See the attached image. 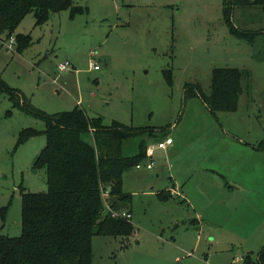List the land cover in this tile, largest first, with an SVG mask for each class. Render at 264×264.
<instances>
[{
    "label": "rangeland",
    "instance_id": "1",
    "mask_svg": "<svg viewBox=\"0 0 264 264\" xmlns=\"http://www.w3.org/2000/svg\"><path fill=\"white\" fill-rule=\"evenodd\" d=\"M72 4L81 9L51 12L40 24L26 12L12 33L29 35L20 50L15 41L7 47L0 33V78L43 112L79 106L105 124L164 126L172 138L169 151L154 152L151 168L132 165L122 172L131 230L93 234L89 264H240L244 254L253 256L264 243V158L236 150L223 135L254 141L264 134V10L232 9L235 25L259 31L249 43L229 32L222 0ZM90 57L97 68L88 66ZM214 66L246 74L236 108L212 114L197 96H184L183 84L196 82L208 91ZM24 127L41 130L43 121L11 106L0 92V234L9 236L21 229L20 190L46 189L44 167L33 164L45 135L17 142ZM136 140L125 143L126 153L135 151ZM218 173L242 190L226 195Z\"/></svg>",
    "mask_w": 264,
    "mask_h": 264
},
{
    "label": "trees",
    "instance_id": "2",
    "mask_svg": "<svg viewBox=\"0 0 264 264\" xmlns=\"http://www.w3.org/2000/svg\"><path fill=\"white\" fill-rule=\"evenodd\" d=\"M257 5L264 10V0H222V18L230 33L252 43L258 30H246L232 20L234 6ZM68 8L80 10L72 0H0V33L13 36L15 49L30 41L27 33H13L20 18L31 11L35 24L44 22L49 13ZM13 41V42H14ZM171 84V71L164 68ZM246 72L238 67L214 66L210 69L208 91L199 83L185 81L184 96H197L210 113L233 110ZM0 92H5L11 106L43 121V128H21L17 142L37 134L45 142L33 164L42 166L46 175L44 191L20 190V233L0 234V264H89L90 238L93 234H126L129 218L110 215V210L129 212V193L122 189V172L145 156L144 137L163 134L164 126H131L115 120L105 124L98 115L89 116L83 108L46 113L35 108L26 96L0 78ZM90 136V140L86 139ZM160 135V134H159ZM160 135V136H161ZM136 138V149L124 151V145ZM253 146L264 150V135ZM106 191V193H105ZM163 190L157 192L159 196ZM107 206L105 207V204ZM4 207H0V216ZM264 261V243L253 256L241 257L240 264Z\"/></svg>",
    "mask_w": 264,
    "mask_h": 264
},
{
    "label": "crops",
    "instance_id": "3",
    "mask_svg": "<svg viewBox=\"0 0 264 264\" xmlns=\"http://www.w3.org/2000/svg\"><path fill=\"white\" fill-rule=\"evenodd\" d=\"M165 132V131H164ZM264 135V134H263ZM262 135V136H263ZM164 136H169L166 132H165V135H163V136H161L160 138H158V139H161V138H163ZM223 136H225V141H228V138L232 141V143L233 144H235L236 146H235V149L236 150H239V151H241V152H244L245 150L248 152V153H250V154H252V155H254V157H258V158H264V150H262V149H257V148H255L254 146H253V143L254 142H256L260 137H262V136H260L259 138H257V139H255L254 141H251V140H246V139H242V138H240L239 136H235L234 134H232V133H229L228 132V134H225V135H223ZM157 139V140H158ZM153 141H155V140H152V141H150V142H148V143H146V145H148V144H150V143H152ZM171 144H172V138H171V141H170V143H168V144H166L165 145V147L164 148H155L154 150H153V153H152V156H151V158H153L154 157V152L156 151H159V154H160V152L162 151L163 153L165 152L166 153V151H169V146H171ZM147 159V157L145 158V160ZM154 159V158H153ZM152 159V160H153ZM153 164V163H152ZM144 166V165H143ZM145 167V166H144ZM151 167H152V165H151ZM150 167V168H151ZM146 168V167H145ZM147 169H149V168H147ZM218 175H219V177L221 178V181H222V186H223V188L224 189H226V195H229V193H233V191H228L229 189H231V188H238L239 190H242V188L240 187V186H238L236 183H234V179H232V178H234L233 177V175L231 176L230 175V180H232L233 182H228V179L226 178L225 179V177L222 175V174H220V173H218ZM172 184V186H174V184L173 183H171ZM173 187H171V189H172ZM171 189H169V190H171ZM176 193H177V191H175ZM178 194H179V196H182V198L183 199H185L184 197H185V195L183 194V192H182V189H181V186L180 187H178ZM129 213H130V210H129ZM193 218H195V219H197V221L196 222H198V218H197V216H194Z\"/></svg>",
    "mask_w": 264,
    "mask_h": 264
},
{
    "label": "built area",
    "instance_id": "4",
    "mask_svg": "<svg viewBox=\"0 0 264 264\" xmlns=\"http://www.w3.org/2000/svg\"><path fill=\"white\" fill-rule=\"evenodd\" d=\"M13 41H14V38H13L12 35H10L8 37V42L6 44L7 47H10L11 44H13ZM89 54L91 55L92 52H89ZM67 65H68V62L65 60L63 62H58V64L56 66H57V68L59 70H63V69H65L67 67ZM88 66L90 68L94 69V68L98 67V64H97L96 60H94V58L90 57L89 58V62H88ZM170 141H171V137L170 136H164L163 138L155 140L152 143L146 145V147H145V156L147 157V159L144 160V161L135 163L134 166L135 167H139L140 165H144L146 168H150L152 163H153V160L151 158L153 150L155 148H164L166 144L170 143ZM105 193H106V191H105ZM110 215H112V216H122V217H125V218H130V213L126 209L110 210Z\"/></svg>",
    "mask_w": 264,
    "mask_h": 264
}]
</instances>
